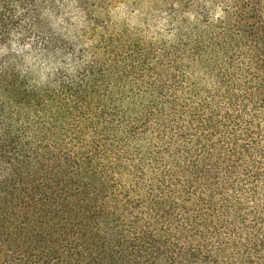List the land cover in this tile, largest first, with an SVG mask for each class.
<instances>
[{
  "label": "trees",
  "instance_id": "obj_1",
  "mask_svg": "<svg viewBox=\"0 0 264 264\" xmlns=\"http://www.w3.org/2000/svg\"><path fill=\"white\" fill-rule=\"evenodd\" d=\"M0 51V264H264V0H0Z\"/></svg>",
  "mask_w": 264,
  "mask_h": 264
},
{
  "label": "rangeland",
  "instance_id": "obj_2",
  "mask_svg": "<svg viewBox=\"0 0 264 264\" xmlns=\"http://www.w3.org/2000/svg\"><path fill=\"white\" fill-rule=\"evenodd\" d=\"M114 18L117 20H126L129 24L134 25L137 23L138 16L134 12L130 11L127 6H119L114 10ZM0 51V55H2Z\"/></svg>",
  "mask_w": 264,
  "mask_h": 264
}]
</instances>
